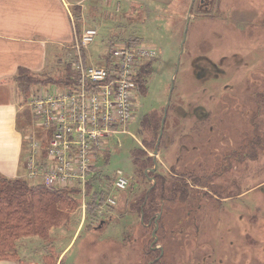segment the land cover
Wrapping results in <instances>:
<instances>
[{
	"label": "rangeland",
	"instance_id": "obj_1",
	"mask_svg": "<svg viewBox=\"0 0 264 264\" xmlns=\"http://www.w3.org/2000/svg\"><path fill=\"white\" fill-rule=\"evenodd\" d=\"M117 1L126 12L86 18V26L99 28L87 48L89 62L97 64V55L134 37L157 51L143 89L133 93L127 131L107 140V161L104 156L95 162L97 170L122 169L130 184L123 192L106 186L105 196L115 195L118 204L101 213L98 207L88 211L85 193L76 195L77 204L66 206L45 238L21 242L20 261L54 264L61 253L57 264H264V0ZM59 48L37 76L42 81L61 79L73 60V51ZM172 77L154 154L142 146L146 134H139L138 124L144 117L159 120L160 131ZM35 124L40 128L37 119ZM38 127L29 121L24 130ZM138 147L156 157V166L137 171L132 152ZM153 171L166 179L183 171L194 177L182 176L187 203L163 200L149 223L135 202L155 180ZM158 249L162 255L154 262Z\"/></svg>",
	"mask_w": 264,
	"mask_h": 264
},
{
	"label": "built area",
	"instance_id": "obj_2",
	"mask_svg": "<svg viewBox=\"0 0 264 264\" xmlns=\"http://www.w3.org/2000/svg\"><path fill=\"white\" fill-rule=\"evenodd\" d=\"M97 33L96 27H85L75 39L72 66L77 74L73 86L39 87L27 99L34 125L38 127L37 119L40 128L24 136L30 149L23 161L25 175L28 179L42 176V184L55 188L77 182L83 196L86 179L97 171L95 162L102 155L99 150L107 148L112 136L127 131L133 115V93L139 91L137 64L157 52L143 44L113 46V70L108 76L106 66L83 62L81 49L90 45ZM127 186L124 172L116 169L111 187L123 191ZM116 203L115 195H106L99 213L104 206Z\"/></svg>",
	"mask_w": 264,
	"mask_h": 264
},
{
	"label": "trees",
	"instance_id": "obj_3",
	"mask_svg": "<svg viewBox=\"0 0 264 264\" xmlns=\"http://www.w3.org/2000/svg\"><path fill=\"white\" fill-rule=\"evenodd\" d=\"M74 15L77 20L76 22H78L80 19L79 13L76 12ZM78 26L79 24L77 23L76 30L74 31L75 34L79 32ZM137 44L141 43L136 37L128 39L125 42L127 46ZM87 51V49H81L85 65L92 64L89 62L90 57L87 56ZM101 55L96 56L99 59L97 64L100 63L106 66L109 76L113 70V58L108 52ZM149 60L151 58L142 60L136 67L135 76L139 82L140 92L145 84V76L148 72H151ZM42 74L32 73L25 68H19L16 81L24 97L29 96L38 87L48 84L71 87L74 84V77L77 72L73 69L72 62H70L66 65L64 76L57 81H42L37 77ZM259 94L261 95L262 93ZM148 119L144 117L140 128L138 124V129L140 135L146 134L145 137L142 135V146L153 150V144L156 141L160 123L159 120ZM108 154L109 147L102 156L98 157V160L102 158L104 161L105 159L107 161ZM132 154L134 158L132 161L137 171L146 168L147 165L152 166L153 158L147 155L148 153L141 147L134 150ZM150 174L155 176V180L151 183L150 190H146L145 195H139V198L135 202V207L142 210L145 219H151L149 223H153L152 219L154 217L152 215L154 214L155 216L161 204L164 203L163 200L173 204L178 202L177 200L180 203H187L190 192L188 191L187 180L182 176L188 174L194 177V175L183 171L180 173V178L169 175V179H166L163 175L156 173V171L150 172ZM113 178L114 171L113 173H109L103 167H100L96 172L88 176L84 192L87 198L88 211L92 208L96 213L97 207H99V204L105 198V193L107 192L106 186L112 184ZM79 193H81V188L77 182L59 189H51L45 187L40 181L32 183L27 178H8L0 175V259H18V242L24 237L38 236L45 238L50 228L57 225L60 218L64 215L63 210L67 208L66 206L69 207L75 205V203L77 204L76 195ZM170 208L171 206H169ZM192 223L194 224L196 221L193 220Z\"/></svg>",
	"mask_w": 264,
	"mask_h": 264
},
{
	"label": "crops",
	"instance_id": "obj_4",
	"mask_svg": "<svg viewBox=\"0 0 264 264\" xmlns=\"http://www.w3.org/2000/svg\"><path fill=\"white\" fill-rule=\"evenodd\" d=\"M120 10L124 11L115 0H0V175L26 179L23 161L30 149L24 129L34 120L16 81L19 68L45 73L48 56L58 51L56 45L75 56L76 24L81 32L90 27L86 18L113 16ZM26 238L18 242V249ZM19 263L32 264L21 262L20 254L18 259H0V264Z\"/></svg>",
	"mask_w": 264,
	"mask_h": 264
},
{
	"label": "water",
	"instance_id": "obj_5",
	"mask_svg": "<svg viewBox=\"0 0 264 264\" xmlns=\"http://www.w3.org/2000/svg\"><path fill=\"white\" fill-rule=\"evenodd\" d=\"M190 11V10H189ZM189 18L187 17V21L188 22ZM185 38H186V26H185V30L183 31V37H182V40H181V43H180V51H179V54L177 55V60H176V67H175V71H174V74L176 73L177 71V68H178V64H179V59H180V54L182 52V49H183V44H184V41H185ZM173 77L171 78V82H170V89H169V95L167 97V100H166V105L164 107V111H163V116H162V119H161V128H160V131H159V134H158V137H157V140H156V143H155V146L153 148V153L156 154L157 151H158V144H159V140H160V137H161V134H162V126H163V123H164V119H165V116H166V112H167V106L169 104V98H170V93L172 91V88H173ZM153 163H154V166H156V157L153 158ZM150 188H148L147 191H149ZM146 198V197H145ZM160 216V213L157 214V218L155 219L154 223H155V226H154V229L152 231V236H153V241L154 242L156 240V234H155V231L157 229V219L159 218ZM155 248V246H154Z\"/></svg>",
	"mask_w": 264,
	"mask_h": 264
},
{
	"label": "flooded vegetation",
	"instance_id": "obj_6",
	"mask_svg": "<svg viewBox=\"0 0 264 264\" xmlns=\"http://www.w3.org/2000/svg\"><path fill=\"white\" fill-rule=\"evenodd\" d=\"M161 135H162V134H161ZM160 138H161V137H160ZM159 142H160V140H159ZM157 247H158V246H157ZM157 247H155V248H157ZM155 248H154V249H155ZM158 250H159V255H158V256L156 255V256L154 257V259H153V261L155 260L154 262H156V261L159 259V256L162 255V250H161V249H158ZM153 264H155V263H153Z\"/></svg>",
	"mask_w": 264,
	"mask_h": 264
}]
</instances>
